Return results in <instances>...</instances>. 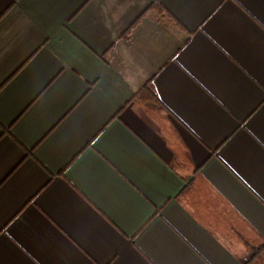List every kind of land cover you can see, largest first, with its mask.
I'll list each match as a JSON object with an SVG mask.
<instances>
[{
    "label": "crops",
    "instance_id": "1",
    "mask_svg": "<svg viewBox=\"0 0 264 264\" xmlns=\"http://www.w3.org/2000/svg\"><path fill=\"white\" fill-rule=\"evenodd\" d=\"M0 264H264V0H0Z\"/></svg>",
    "mask_w": 264,
    "mask_h": 264
},
{
    "label": "trees",
    "instance_id": "2",
    "mask_svg": "<svg viewBox=\"0 0 264 264\" xmlns=\"http://www.w3.org/2000/svg\"><path fill=\"white\" fill-rule=\"evenodd\" d=\"M263 250V246L262 247H259L257 248L255 251L252 252L251 256L250 257H254L256 256L257 254L261 253Z\"/></svg>",
    "mask_w": 264,
    "mask_h": 264
}]
</instances>
